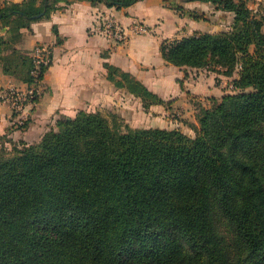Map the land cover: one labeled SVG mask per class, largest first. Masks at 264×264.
Here are the masks:
<instances>
[{"label": "trees", "instance_id": "obj_1", "mask_svg": "<svg viewBox=\"0 0 264 264\" xmlns=\"http://www.w3.org/2000/svg\"><path fill=\"white\" fill-rule=\"evenodd\" d=\"M84 1L120 10L140 0ZM181 1L233 19L219 33L163 41V60L234 77L233 91L195 104L194 136L79 111L37 142L1 148L0 264H264V17L246 0ZM61 2L0 3L5 75L34 83L32 51L15 45ZM104 68L145 110L162 104L129 73Z\"/></svg>", "mask_w": 264, "mask_h": 264}, {"label": "crops", "instance_id": "obj_2", "mask_svg": "<svg viewBox=\"0 0 264 264\" xmlns=\"http://www.w3.org/2000/svg\"><path fill=\"white\" fill-rule=\"evenodd\" d=\"M5 1L19 3L23 0ZM58 6L60 8L47 18L22 28V42L15 45L27 52L37 45H46L51 53L41 94L32 104L25 105L22 113L12 111L1 94L11 88L25 90L28 86L5 75L0 66V142H37L58 118H73L79 111H107L120 117L123 114L132 118L131 122L139 112L144 125L134 126L128 121V126L179 129L194 136L195 104L208 107L211 98L219 99L231 93L225 86L228 87L234 77L175 67L166 63L160 52L165 40L227 30L233 19L231 13L216 10L209 3L181 0H140L120 10L84 0H68ZM105 15L113 16L126 27L125 42L115 43L90 33ZM223 16L228 20L226 23L220 18ZM134 22L143 24L147 32L134 34L130 30ZM5 30L0 29V36H5ZM105 63L129 73L156 94L162 104L145 110L138 98L107 80ZM174 107L181 108L180 113L184 114L180 118L186 119L172 127L169 125L174 118L171 115Z\"/></svg>", "mask_w": 264, "mask_h": 264}, {"label": "built area", "instance_id": "obj_3", "mask_svg": "<svg viewBox=\"0 0 264 264\" xmlns=\"http://www.w3.org/2000/svg\"><path fill=\"white\" fill-rule=\"evenodd\" d=\"M126 27H123L111 15H105L90 29V33L100 35L104 38L110 39L115 43H123L127 40L128 34ZM134 34H142L147 32V28L140 22H134L130 29ZM32 57L34 62V70L32 76L35 78L34 83L28 86L25 90H17L14 88L8 89L1 94V98L6 101L12 111L22 113L24 106L32 104L42 91V79L38 76L40 73V65L49 67L51 64V53L49 46L37 45L32 50ZM229 91H233L232 83L227 87Z\"/></svg>", "mask_w": 264, "mask_h": 264}, {"label": "rangeland", "instance_id": "obj_4", "mask_svg": "<svg viewBox=\"0 0 264 264\" xmlns=\"http://www.w3.org/2000/svg\"><path fill=\"white\" fill-rule=\"evenodd\" d=\"M246 5L251 10L252 14H254L257 18H260V16L264 17V0H246ZM224 17L225 16L220 17V18L221 19L223 18L222 21L224 23H226L228 20H226V18H224ZM262 31H264V26H263ZM209 69H211V68H209ZM204 70L208 71L207 69H204ZM225 88H227V87L225 86ZM180 110H181V108L180 109L177 107L172 108L171 115L174 116V118H171L172 122L170 123L169 126L175 127V126H177V124H180L181 121L183 122L186 119V118H180L184 114V113H180ZM176 113H179V114L177 115ZM101 114L106 116L109 121L111 120V113L110 112H107V111L101 112ZM113 115L117 116V118L119 119V121L121 122L122 125H129L130 124L129 122H131V120H132V118H129L126 115H125L126 117H123V114L121 117L118 116V114H113ZM134 116H135V119L131 122V124H133L134 126H140V127L143 126L144 125L142 122L143 115L138 112L137 115H134ZM174 121L178 122V123H175ZM191 136H193V134ZM11 147H12V145L10 143L6 144L4 142V140L0 142V150H1V148H4L7 151H9L11 149Z\"/></svg>", "mask_w": 264, "mask_h": 264}]
</instances>
